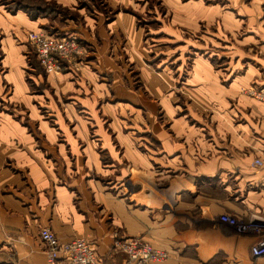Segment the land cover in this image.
<instances>
[{
  "label": "crops",
  "instance_id": "0c3cea01",
  "mask_svg": "<svg viewBox=\"0 0 264 264\" xmlns=\"http://www.w3.org/2000/svg\"><path fill=\"white\" fill-rule=\"evenodd\" d=\"M47 1L59 9L35 18L0 3V264H66L47 260L43 227L92 241L101 264H137L114 249L120 236L170 252L151 264H264L252 253L259 233L221 218L264 219V167L253 166L264 101L245 91L264 89V0H162L176 28L157 33L177 52L161 63L120 0H104L113 13ZM40 29L78 39L80 71L44 73L27 39ZM195 37L223 62L182 59L184 43L200 49ZM45 96L52 115L78 122L40 121Z\"/></svg>",
  "mask_w": 264,
  "mask_h": 264
},
{
  "label": "built area",
  "instance_id": "2783aa9c",
  "mask_svg": "<svg viewBox=\"0 0 264 264\" xmlns=\"http://www.w3.org/2000/svg\"><path fill=\"white\" fill-rule=\"evenodd\" d=\"M27 39L47 74L63 71L83 53V46L71 35L50 34L40 29L28 31ZM249 91L264 101V89L251 86ZM253 166L264 167V160L261 157L256 158ZM221 218L239 233H259L258 240L252 246V253L254 257L264 256V219L256 217L249 223H243L239 222L238 217L230 214H223ZM40 239L46 246L50 263L62 259L66 264H101L96 244L86 238L76 237L71 241L62 242L51 228L43 227L40 230ZM120 247L128 255L131 263L151 264L170 257L168 250L154 247L143 237L127 238L122 241Z\"/></svg>",
  "mask_w": 264,
  "mask_h": 264
},
{
  "label": "rangeland",
  "instance_id": "374dc122",
  "mask_svg": "<svg viewBox=\"0 0 264 264\" xmlns=\"http://www.w3.org/2000/svg\"><path fill=\"white\" fill-rule=\"evenodd\" d=\"M82 1H84L86 3L89 2L91 4L93 3L97 7L99 6L103 10H106V12H109V13L114 12V11H112V7L108 8L106 6L104 0H82ZM119 3H120V5H118V6L116 5V7L114 8V9H116V11L120 10V8H122L124 11H130V12L134 13L135 15H140L141 19H142V20H140L142 23L141 26L144 29H146V32L150 31L149 36H146V40H145V45L148 47V50H149V53H148L149 55L147 56L148 60H151L152 62L155 61L157 63L160 60H166V62H169L170 60L176 58V57H174L176 55V52H177L175 50V47L164 48L168 43L166 45H162V41H165V39H163V38L168 39V37L165 36L164 34L159 35V32L157 33V31H159L158 30L159 28L163 27V29H165V26H166L165 24L172 26L171 25L172 17L170 14L171 12L169 11V13H168V10H167L168 6L166 4H164L162 2V0H160V1L159 0H144L143 5L136 4L135 2H132V1H131V3H129V0H128V2L126 0H120ZM73 13H76V12H73ZM144 23H146V24H144ZM172 27L174 29L176 28L175 25ZM48 33H49V31H48ZM200 36H201V33H200ZM184 37H188V36L184 33ZM167 41H170V40L168 39ZM195 41H196L197 46L200 47V49L197 50V49L193 48V50H192L189 48V44H190L189 41L186 45L184 43V47H183L184 51L181 55L182 59L189 62V61H192L194 56H203L204 58L211 57L214 61L219 62V63L223 62L222 52H219V48L211 47V50L207 52L208 47L206 45H204L206 43L200 42V41H203L200 37L199 38L195 37ZM161 51H163L165 54L161 55V53H160ZM86 54H87V51L83 46V53L74 61V63L70 64L67 68L68 69H74L75 71H80L81 68L79 69V67L81 65H83L85 58H86ZM33 62L35 65H37L35 58H33ZM172 62H170V64ZM159 63H161V62H159ZM38 65L39 66L41 65L39 62V59H38ZM40 68L44 71V73H46L45 70L43 69V67L40 66ZM64 70H66V68ZM183 70H182V72H183ZM58 74H60V73H52V75H58ZM135 80H136V85L138 87V85H140V84L138 81L139 77L137 74H135ZM251 86L252 85L248 86L245 91L247 93V96L255 97L249 91ZM50 92H52V91H50ZM186 100H188V98H186V97H184L183 100L181 99L182 102H186ZM41 102H42V105L40 104V111L43 114V116L40 117V121H42V119H44L47 122H49L50 124L60 125V126L62 123L71 124V123L78 122V120L74 116H70V115H68V116H55V115H52L51 113H53V112L51 110V106H50V103H49L47 96H45V98L42 99ZM49 108H50V110H49ZM86 119H88L87 120L88 122L93 121L91 119V117H86ZM102 120H104V121H106V123H108L110 119H109V117L104 116V117H102ZM61 138L62 137H60V139ZM149 140H151V139H149ZM230 215H232V214H230ZM233 216L238 217L239 222L249 223V221H250V220H248L249 217L244 218V217H240L238 215H233ZM251 233H249V234H251ZM136 237H140V236H136ZM129 238H134V237H129ZM124 240H127V238H123L120 236L117 240L118 243L116 241L114 244V249L117 251H123L120 246L122 244V241H124ZM44 249L46 251V246L44 247ZM261 257H264V256H261ZM255 258H260V257H255ZM47 260H48V258H47Z\"/></svg>",
  "mask_w": 264,
  "mask_h": 264
},
{
  "label": "trees",
  "instance_id": "16d2710c",
  "mask_svg": "<svg viewBox=\"0 0 264 264\" xmlns=\"http://www.w3.org/2000/svg\"><path fill=\"white\" fill-rule=\"evenodd\" d=\"M0 3L4 4L10 11L23 9L34 18L48 10L59 9L58 5L47 0H0Z\"/></svg>",
  "mask_w": 264,
  "mask_h": 264
}]
</instances>
